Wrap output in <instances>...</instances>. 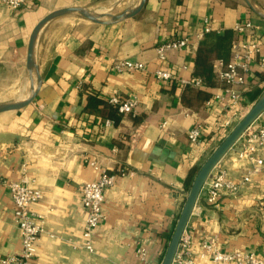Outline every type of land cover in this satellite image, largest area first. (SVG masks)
<instances>
[{
  "label": "crops",
  "instance_id": "crops-1",
  "mask_svg": "<svg viewBox=\"0 0 264 264\" xmlns=\"http://www.w3.org/2000/svg\"><path fill=\"white\" fill-rule=\"evenodd\" d=\"M139 0H29L17 9L0 4V84L14 83L12 100L27 96L26 51L35 24L51 11L82 7L99 14L118 15ZM145 0L140 13L113 24L76 22L65 17L41 30L35 47L40 83L27 107L0 114V258L20 252L14 205L5 182L19 181L25 173L41 199L31 206L43 216V233L30 264H160L173 225L189 190L190 170L200 166L227 135L218 123L232 114L225 103L204 96L221 92L220 68L212 69L213 87L184 86L195 75L198 47L210 36L229 32L237 23L254 27L239 35L255 41L260 50L252 62V75L240 87V119L264 93V0ZM108 17L103 20H108ZM209 28V33L204 29ZM186 40L187 46L158 59L157 47ZM131 59L142 71L115 73L112 65ZM160 68L173 73L172 81L154 76ZM114 93L136 98L135 116L119 115L107 102ZM111 119L113 124L105 126ZM201 123L199 144L187 132ZM264 125V113L252 128ZM244 137L219 161L240 183L245 162L239 161ZM90 163H95L92 167ZM125 170L105 190L104 219L93 235V252L82 247L85 211L80 188L95 181L100 170ZM194 264L201 259L203 242L214 240L221 252L239 249L264 261V173L241 185L235 195L223 193L209 204L203 188L187 224Z\"/></svg>",
  "mask_w": 264,
  "mask_h": 264
},
{
  "label": "built area",
  "instance_id": "built-area-1",
  "mask_svg": "<svg viewBox=\"0 0 264 264\" xmlns=\"http://www.w3.org/2000/svg\"><path fill=\"white\" fill-rule=\"evenodd\" d=\"M29 0H0V4L11 9H17L26 4ZM250 30L254 31L252 24L237 23L234 28L236 36L231 42V54L227 62L218 60L216 66L220 68L219 80L223 83L221 92L212 95V98L205 102L210 105L212 100L225 103L228 109H232V114L218 123V128L230 131L232 127L240 120V87H246L248 77L252 75V62L258 55L260 46L255 41H241L239 35ZM210 29L205 28L204 33H209ZM187 46L186 40L172 41L161 44L157 47L158 59L163 61L166 53L176 51ZM214 64V66H215ZM213 66V67H214ZM260 66L264 68V60ZM112 69L115 73H124L132 71H142L144 65L141 62L131 59H121L113 63ZM154 76L157 80L167 82L172 81L175 76L172 72L160 68L155 69ZM184 86L201 88L204 83L201 78L193 77L189 80H181ZM107 102L119 115L135 116L138 109L136 98H122L114 93L108 97ZM113 124L111 119L105 121V126ZM253 125V124H252ZM252 125L244 132L242 149L237 158L245 162L243 167V176L240 183L232 181L226 170L218 169L211 172L203 188L206 189L207 201L209 204H217L223 193L235 195L241 185L248 183L253 176L264 173V125L252 128ZM203 133L201 123H195L187 132V139L190 144L197 145L200 142ZM96 167L95 163H90ZM217 166V165H216ZM128 172L119 170L117 173H109L101 169L98 178L95 181L84 184L80 188L81 204L85 211V220L82 231V247L88 252H93V235L98 225L104 219L103 203L105 199V190L113 186L119 176H125ZM9 195L14 205L13 217L17 224L20 235V252L0 258V264H30L36 257L37 242L43 233V216L32 211L31 206L37 203L42 194L34 189L27 175L23 173L19 181L5 182ZM191 237L184 232L178 249L173 258L172 264H194L191 257ZM137 255L141 264H150L146 260V249L139 247ZM201 259H209L213 263H231V264H264V261L253 252H244L235 249L230 252H221L215 246L214 240L203 242Z\"/></svg>",
  "mask_w": 264,
  "mask_h": 264
},
{
  "label": "water",
  "instance_id": "water-1",
  "mask_svg": "<svg viewBox=\"0 0 264 264\" xmlns=\"http://www.w3.org/2000/svg\"><path fill=\"white\" fill-rule=\"evenodd\" d=\"M248 5L249 2L246 0ZM145 5V0H139L136 6L118 15L108 13L95 14L86 8L82 7H66L57 9L46 14L32 28L26 51V69L29 78V87L26 98L20 103H0V114L19 111L30 105L38 92L40 79L37 75L35 65V47L41 30L49 22L61 17L76 15L82 19L95 24H113L126 19H131L141 12ZM108 17V20L103 18ZM264 113V93L257 99L247 113L232 127L222 141L215 149L207 156L204 162L200 165L195 174L186 199L175 221L169 242L165 249V253L160 264H172L175 253L178 249L180 240L186 230L189 219L192 215L198 197L213 169L223 158V156L232 149L240 140L244 132Z\"/></svg>",
  "mask_w": 264,
  "mask_h": 264
},
{
  "label": "trees",
  "instance_id": "trees-1",
  "mask_svg": "<svg viewBox=\"0 0 264 264\" xmlns=\"http://www.w3.org/2000/svg\"><path fill=\"white\" fill-rule=\"evenodd\" d=\"M214 39L211 43L201 44L196 51L195 58V75L202 79L207 87L214 86L212 80V69L216 61L222 60L227 62L231 54V40L229 32L210 36ZM205 102L212 98L211 94L206 93ZM200 166L193 167L186 179L185 187L189 190L191 182ZM175 224V223H174ZM174 227V225H173Z\"/></svg>",
  "mask_w": 264,
  "mask_h": 264
},
{
  "label": "rangeland",
  "instance_id": "rangeland-1",
  "mask_svg": "<svg viewBox=\"0 0 264 264\" xmlns=\"http://www.w3.org/2000/svg\"><path fill=\"white\" fill-rule=\"evenodd\" d=\"M89 11L94 12V10H89ZM95 14H99V12L97 11V13H95ZM65 19L68 21H71V22H76L82 18L72 14V15L67 16ZM13 84L14 83H7V84L2 83V84H0V103H9L12 101L10 96L12 94L11 88H12Z\"/></svg>",
  "mask_w": 264,
  "mask_h": 264
},
{
  "label": "bare ground",
  "instance_id": "bare-ground-1",
  "mask_svg": "<svg viewBox=\"0 0 264 264\" xmlns=\"http://www.w3.org/2000/svg\"><path fill=\"white\" fill-rule=\"evenodd\" d=\"M95 13V12H93ZM26 97L22 98V99H18V100H12L10 103H20L22 102Z\"/></svg>",
  "mask_w": 264,
  "mask_h": 264
}]
</instances>
